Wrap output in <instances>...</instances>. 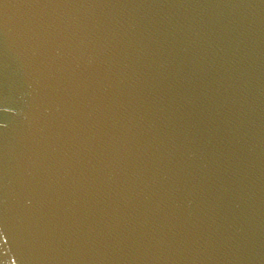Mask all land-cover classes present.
<instances>
[{
  "label": "water",
  "instance_id": "water-1",
  "mask_svg": "<svg viewBox=\"0 0 264 264\" xmlns=\"http://www.w3.org/2000/svg\"><path fill=\"white\" fill-rule=\"evenodd\" d=\"M0 264H264V0H0Z\"/></svg>",
  "mask_w": 264,
  "mask_h": 264
}]
</instances>
